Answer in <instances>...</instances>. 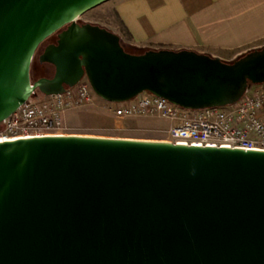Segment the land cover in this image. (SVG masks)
<instances>
[{
    "label": "water",
    "instance_id": "95a60500",
    "mask_svg": "<svg viewBox=\"0 0 264 264\" xmlns=\"http://www.w3.org/2000/svg\"><path fill=\"white\" fill-rule=\"evenodd\" d=\"M109 0H0V121L85 78L120 102L234 103L264 82V46L231 61L130 53L77 19ZM65 26V27H64ZM51 77L31 80L37 47ZM0 264H264V150L82 134L0 139Z\"/></svg>",
    "mask_w": 264,
    "mask_h": 264
},
{
    "label": "built area",
    "instance_id": "2783aa9c",
    "mask_svg": "<svg viewBox=\"0 0 264 264\" xmlns=\"http://www.w3.org/2000/svg\"><path fill=\"white\" fill-rule=\"evenodd\" d=\"M119 118L159 119L168 122L161 140L174 144L264 150V82L249 84L234 103L184 108L143 91L131 99H100L83 77L63 92L28 98L0 121V139L66 134V113L95 105Z\"/></svg>",
    "mask_w": 264,
    "mask_h": 264
},
{
    "label": "crops",
    "instance_id": "0c3cea01",
    "mask_svg": "<svg viewBox=\"0 0 264 264\" xmlns=\"http://www.w3.org/2000/svg\"><path fill=\"white\" fill-rule=\"evenodd\" d=\"M107 2L136 47L190 49L231 61L264 46V0Z\"/></svg>",
    "mask_w": 264,
    "mask_h": 264
},
{
    "label": "rangeland",
    "instance_id": "374dc122",
    "mask_svg": "<svg viewBox=\"0 0 264 264\" xmlns=\"http://www.w3.org/2000/svg\"><path fill=\"white\" fill-rule=\"evenodd\" d=\"M79 19L82 22H90L105 27L113 32H121L117 17L110 3H102L99 6L85 12ZM35 57V56H34ZM42 95L36 91L31 96L32 100H40ZM70 111L64 119L66 134L82 135H113L115 137H132L141 139L161 140L168 122L166 120L119 118L113 116L98 105Z\"/></svg>",
    "mask_w": 264,
    "mask_h": 264
},
{
    "label": "trees",
    "instance_id": "16d2710c",
    "mask_svg": "<svg viewBox=\"0 0 264 264\" xmlns=\"http://www.w3.org/2000/svg\"><path fill=\"white\" fill-rule=\"evenodd\" d=\"M117 17V16H116ZM119 26L121 27V32H117L116 34L119 36V42L120 45L123 47V49L127 52L130 53H141L144 52L150 48L147 47H136L134 45H131L129 43V34L126 31L125 27L122 25L121 21L117 18ZM50 42V39L44 40L36 49L34 56L31 60L30 63V69H29V76L31 80H36L39 77L42 76L41 69L37 68L39 67V62H38V55L42 51L43 47L45 46L46 43Z\"/></svg>",
    "mask_w": 264,
    "mask_h": 264
},
{
    "label": "flooded vegetation",
    "instance_id": "af4514ba",
    "mask_svg": "<svg viewBox=\"0 0 264 264\" xmlns=\"http://www.w3.org/2000/svg\"><path fill=\"white\" fill-rule=\"evenodd\" d=\"M77 23L82 24L84 22H82L79 18L77 19ZM65 27V26H64ZM64 27L60 28L59 30L53 32L50 36H48L46 39H50V42L46 43L45 45L49 44V43H55L56 41V35L57 33L62 30ZM45 39V40H46ZM39 62V61H38ZM39 69H41V73L42 76L41 77H51L53 75V71L54 68L52 65L48 64V63H40L39 62V67H37ZM42 95V94H41Z\"/></svg>",
    "mask_w": 264,
    "mask_h": 264
}]
</instances>
